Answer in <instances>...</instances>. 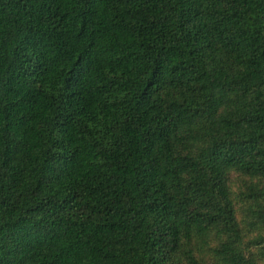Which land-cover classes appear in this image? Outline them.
Listing matches in <instances>:
<instances>
[{
  "label": "trees",
  "instance_id": "16d2710c",
  "mask_svg": "<svg viewBox=\"0 0 264 264\" xmlns=\"http://www.w3.org/2000/svg\"><path fill=\"white\" fill-rule=\"evenodd\" d=\"M0 264H264V0H0Z\"/></svg>",
  "mask_w": 264,
  "mask_h": 264
}]
</instances>
